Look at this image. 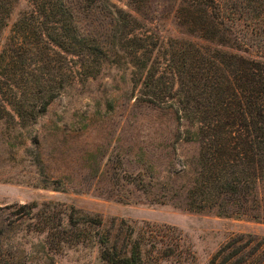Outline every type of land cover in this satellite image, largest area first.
Masks as SVG:
<instances>
[{"label": "trees", "instance_id": "16d2710c", "mask_svg": "<svg viewBox=\"0 0 264 264\" xmlns=\"http://www.w3.org/2000/svg\"><path fill=\"white\" fill-rule=\"evenodd\" d=\"M100 1L108 27L84 36L67 0H28L0 50V122L31 127L69 88L106 66L123 68L137 101L196 127V159L189 174L175 175L185 179L176 206L264 221V0H174L178 24L202 44L151 34L141 21L149 0H126L127 11ZM17 2L0 0V42ZM18 207L28 212H12L15 223L32 217L40 232H69L94 245L104 264H144L147 246L163 258L173 254L169 227L112 232L73 211L61 212L56 226L37 205ZM207 264H264V239L232 238Z\"/></svg>", "mask_w": 264, "mask_h": 264}, {"label": "rangeland", "instance_id": "374dc122", "mask_svg": "<svg viewBox=\"0 0 264 264\" xmlns=\"http://www.w3.org/2000/svg\"><path fill=\"white\" fill-rule=\"evenodd\" d=\"M67 1L82 35L104 33L109 19L102 1ZM106 1L127 11L126 0ZM28 8V0H18L0 50ZM142 15L141 21L160 39L202 44L178 24L174 0H149ZM4 99L0 96V105ZM196 133L174 111L137 101L128 72L114 66L66 90L31 127L1 121L0 264H104L94 245L76 243L69 232H40L32 217L15 223L12 212L26 214L28 209L18 207L25 204L45 210L56 226L64 220L61 212L73 211L79 218H99L112 232L124 233L126 225L138 230L143 224L172 229L164 234L173 242V254L163 258L147 246L144 264H207L232 238L264 239V221L176 206L179 182L185 179L175 175L189 174L198 153ZM49 204L58 206L51 209Z\"/></svg>", "mask_w": 264, "mask_h": 264}]
</instances>
